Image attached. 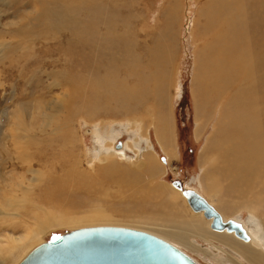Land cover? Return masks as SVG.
Segmentation results:
<instances>
[{
    "label": "rangeland",
    "instance_id": "rangeland-1",
    "mask_svg": "<svg viewBox=\"0 0 264 264\" xmlns=\"http://www.w3.org/2000/svg\"><path fill=\"white\" fill-rule=\"evenodd\" d=\"M167 2L166 0H144V5L149 6L144 10L143 2L140 0H0V183L3 184L9 180L14 181L16 177L21 175L18 178L20 179L23 176L24 172L20 167L16 171L6 169L10 162L18 156V153L21 152L23 157L28 158L41 148L47 149L45 157L49 159V163L56 161L58 154L61 153V158H70L66 167L67 170L73 164H77V166L80 164V170L87 172V174H81L80 179L68 178L67 181L70 183V188L66 192L68 195L65 194L57 198L56 201L50 197L40 199L36 194L31 193L30 197L37 199L39 202L37 204L39 206L44 205L48 211H56L55 214H62L68 218L74 216L73 218L83 221L75 225L74 228L61 226L55 228V231L50 230L41 243L44 244L58 235L83 228L115 226L133 229L132 224L136 219L147 220L157 226H165L161 218L164 210L169 209L171 212V209L179 210V207L184 209L182 200H178L177 203L179 204H175V202H173L175 205L168 204L169 195H172L170 191L181 193L175 187V184L179 183L182 187L186 186L198 190L207 200L212 201L211 203H216L214 206L224 217L227 215L226 218L231 216V218L244 221L252 234L258 232L254 235L255 237L258 236L259 240L261 239L259 242L264 246L262 242L264 241V207L263 209L262 207L259 208V210L254 205L260 201L257 191L244 193L239 198L235 197L233 193L230 194L231 190L228 187H225L227 191L224 188V190L219 189V192L222 191V193L215 191L216 195L213 192L210 195L204 188L207 173L211 174L209 172L211 163L205 162L203 158L206 155L210 140L212 142L213 131L217 127L216 123L220 120V112L217 113L216 111L212 117L213 120L211 119L213 123L211 121L208 123L198 111L200 105L204 103L201 102L200 104V101L195 98L197 93L195 83L199 74V68H197L199 63L196 56L197 53L199 56L203 43L198 41L196 36L194 38V35L195 25L198 23L196 22L198 21V13L203 5L202 1H177L183 8L179 14L182 18L178 17L180 21L177 20L175 28L177 34L170 38L173 37L172 39H174L175 37L174 40L178 42L169 38L172 41L174 56L173 88L170 89L165 110L171 119L170 126L174 128L175 142L173 143L175 145H171L168 149L160 137L158 138V135L156 137L157 133L151 123V113L149 112L150 103L153 101L151 97L145 101L146 106H142L143 104L136 105L131 98L134 94L129 91L126 99V102L129 103V110L126 111L120 109L119 103L107 102L103 97L105 87L108 86L112 90L113 85H118V82L126 78L125 72L119 71V61L122 59L120 49L122 46L117 47L121 45L119 36L123 34L122 32H125L124 35H126L129 29L128 25H130L128 37L133 42L134 31L132 27L137 24L136 30H139L138 33L141 31L139 43L148 46V36L151 34L150 40L152 41L154 36L164 30L162 26L168 20L165 18L167 16H164L165 9H168ZM93 3L96 4L93 5ZM101 3L103 6L100 5ZM94 7L96 11H93L92 14L98 13L96 15L102 17L101 15L105 11L102 18L109 19L110 23L115 24L111 28L114 31L106 34V39L100 48L96 47L95 41H93L94 47L89 45L91 48L82 44L87 36L89 38L92 35L93 32L88 35L90 30H94L95 33L98 32V29L102 33L106 30V26L105 28L104 26L93 27L94 16L89 11ZM111 17H114L115 20L110 19ZM148 29L152 33H149ZM77 33L82 34L81 41H79L80 38ZM99 51H107L108 55ZM131 51L133 54V49ZM100 59L106 61L109 66L100 69L98 72L95 64ZM87 64L90 67L85 68ZM106 69L110 73H106ZM97 73H101V75H97ZM96 77L101 82L95 80L98 84H93L92 78L96 79ZM129 80L127 82L131 86V78ZM78 86L80 92L76 93L75 88ZM119 94L120 91L113 95L118 97ZM77 97H79L78 102L76 101ZM74 102L75 106H73ZM49 109H55V113L61 112L59 122L62 126V131L61 129L60 131L64 132L63 135H51V131L56 126L49 129L44 123L45 113H48ZM84 110H86L85 115L83 114ZM122 112L123 114H121ZM143 112L148 115H142ZM115 113L121 115L117 117ZM18 129L25 130L27 135L25 133L18 134ZM88 129H92L95 133L86 135ZM69 135L70 138L67 137ZM13 136H19L20 139L15 140ZM119 142L123 143L125 148L124 150L121 148L117 152L114 145H118ZM25 144L27 149L19 150V147ZM53 148H55L56 154L53 153ZM147 148L149 149L147 150ZM60 149L67 150L69 154ZM146 150L148 151L147 154ZM102 152L105 155L109 154L108 152L117 153L118 160L114 161L120 164L118 169L121 171V175L118 178H139L140 184L137 187L131 185L118 187L117 182H113L114 178L109 180L105 172L106 164L92 165L89 163L90 161L95 162L97 154ZM44 159L43 157V162L36 163L37 169L44 170L41 169L46 161ZM132 159L134 161L144 159L147 164L154 163L157 165V168L155 167V171H151L149 167V171L143 169V172H146L139 174L128 166ZM218 165L219 162L216 167ZM136 175L138 177H135ZM262 178L263 174L258 173V180H262ZM2 184L0 185V197ZM20 197L22 198V195ZM234 204L236 207L233 206L232 208ZM151 214L155 215L156 219ZM90 215H98L99 218L92 219ZM24 217L23 222L25 224H34L27 216ZM189 220L186 219L185 222L195 223L202 228V223L196 218ZM174 221L175 224L176 222L178 225L180 223V226L186 224L182 219L173 220L171 218V223ZM13 223V225L6 223L2 228L0 227V239L6 240L9 237L22 236L24 232L22 224L16 221ZM256 224L261 225V227L259 228ZM166 225L168 226V224ZM214 234L216 235V233ZM156 237L169 242L163 237ZM191 239L196 243L198 242L199 249L203 247L202 250L198 249L199 251L191 252L192 255L189 254L199 264H238L231 259L232 257H239L240 259H237L243 263L246 262L245 264H253L248 261L247 257L244 258L242 252L245 251L243 249H236L238 246H236L238 244L236 237L233 241L235 245H225L223 242L227 243V241H216L214 237H210L208 241L201 237ZM219 247L220 249H218ZM250 251H252L251 248ZM247 252L249 253V251ZM249 254L247 255L249 256ZM6 256L1 257L0 255V264H7L3 260Z\"/></svg>",
    "mask_w": 264,
    "mask_h": 264
},
{
    "label": "bare ground",
    "instance_id": "bare-ground-1",
    "mask_svg": "<svg viewBox=\"0 0 264 264\" xmlns=\"http://www.w3.org/2000/svg\"><path fill=\"white\" fill-rule=\"evenodd\" d=\"M140 1L143 2L142 3L143 9L146 10L148 5L147 6L146 4L144 5V0H140ZM166 1H168L166 3V6L168 5L167 6L168 9H165L166 13H164V16H167L165 18H167L168 20H166V22L162 26L164 27V30L160 26L161 29L163 30L162 32L160 31L161 33L157 34L156 36L152 34L154 36V38H152V41L150 40L151 34L148 36V43H149L148 46H144L143 44L142 46L139 43L141 38L139 36V33L141 31L138 33L139 30L138 29L136 30L137 24H135V27H132L134 31L133 42H131L130 38L128 37V33L131 29V26L128 24L127 25L129 29L127 30V34L124 35L125 32H122L123 34L119 36V42L121 43V45H118L117 47L119 48V46H122V48H120L122 51V56H121L122 59L121 61H119L120 64L119 71L120 72L124 71L126 74V78L122 79L121 82H118V85H113L112 90H110L108 86L105 87L103 90V97L105 100H107V102L111 101V102H115L116 104L119 103L120 109L122 111L129 110V106H128L129 103L126 102V99L128 98L127 94L129 91H131V93L134 94L131 98L136 105L143 104L142 106H146L145 101H147L149 97H151L153 99L152 103H150L151 108H149V112L151 113L150 115L152 120L151 123L155 127L157 133L156 137L158 135V138L160 137V140H162V142L165 143L166 146H168L167 148L169 149L171 145L172 146L173 144L175 145V143H173L175 142L174 128L170 126L171 119L169 115H168L169 117L167 116L165 110L167 108L166 102H168L169 99L170 89L173 88L174 56L171 46L172 41H170L169 38L174 34H177L176 33L177 29L175 30V28L177 25L178 17L179 18L181 17L179 15L181 14L180 13L181 9L183 8L180 5V3L177 2L178 0H166ZM200 1L203 2V5L202 8H200V12L198 13V21H196L198 23L197 25H195L196 29H195L194 38L196 36L198 41H201L203 43L202 44L203 46L201 47L202 49L200 51L199 56L198 53L196 56V58L198 59L197 62L199 63L198 65L199 67L197 66V68H199V74L197 76L198 78L195 83L197 90L195 98H197L196 100L200 101V104L201 102L204 103L200 105L198 111H200L199 112L200 116L204 117L205 120L208 121V123L209 121H211L214 114H216L215 113L216 111L217 113L220 112V120L217 122L218 124L216 123L217 127L215 131H213L214 134L212 133L214 135L212 142L210 140L209 142L210 144L206 150V155H204L203 158L205 162L209 161L211 163V168L209 171L211 172V174L207 173V176L205 178V184L203 183L204 185H206L204 186V188L211 195L213 193L215 194L216 193L215 191L219 192V189H223V188L225 189V187H228L231 190L230 194L233 193L235 197H239V198L240 196H243L244 193L245 194L248 192L255 193L257 191V193L260 196V201L259 203L255 202L256 204L254 205H256V208L258 209L261 207L263 209L264 207V0H200ZM95 4L93 3V5ZM100 5H102V3ZM95 9H96L95 7L94 9L91 8V10L89 11L90 14H92L93 11H96ZM96 14H92L94 16V20L92 22L93 27L104 26L105 28L106 26V30L104 33H102L99 29L97 33H95L94 30H90L88 35L93 32L92 35L89 38L87 36L82 44L88 47H90L89 45L91 46L93 45L92 47H94V44L96 43L97 46L96 45L95 46L100 48L103 45L104 40L106 39V34L112 33L114 31L111 28L114 27L115 24L112 22L110 23L109 19L102 18L103 14L101 15L102 17ZM110 19L115 20L114 17L113 18L111 17ZM107 21L109 22L107 23ZM179 21L180 20H178V22ZM157 31L159 32V30ZM103 34H105V36H103ZM77 36H79L80 38L79 41H81V38H83L82 34L77 33ZM92 38L94 39L96 38V39L92 40ZM172 38L170 39L171 40L175 39V37L174 39ZM93 41H95V43ZM142 42L144 43V41ZM132 49H133V54L131 51ZM101 53L107 54V51L106 52L102 51ZM117 59L119 60V58ZM108 66L109 65L107 64V62L101 59L99 60V62L95 64L96 70L98 72H100V69H105ZM87 67H90V65L87 64L85 68ZM106 73H110V72H108V70L106 69ZM98 74L101 75V73H97V75ZM97 78L98 77H96V79L92 78L94 80V82H92L93 84H98L95 81L97 80ZM130 78L132 82L131 86L129 85ZM127 80H129V83L127 82ZM119 91H120L119 96L115 97L113 94ZM75 92L76 93L80 92L79 86L75 88ZM76 101L77 102L79 101V97L76 98ZM107 102L104 103L107 104ZM121 102L123 105L121 104ZM75 105L76 104L74 102L73 106ZM211 108L212 110H210ZM48 111H47L48 113H45L44 123H46L49 129H51L52 126H56V128L53 129L50 134L53 136L63 135L64 132H61L62 126L60 125L59 122V119L61 117V112L57 111V113H55L56 112L55 109H49ZM85 112L86 110L83 111L84 115ZM144 112L142 113V115L146 114ZM115 114L118 117V115L123 114V112L121 114L120 113L119 114L115 113ZM125 114L126 112L124 113V115ZM148 122L150 123V120H148ZM17 132H19L18 134L20 133L24 134L25 130L18 129ZM92 133H95L92 129L90 130L88 129L86 131V135L87 134L92 135ZM25 135L27 134L25 133ZM67 137L70 138V135ZM13 138L15 140H18L19 136H13ZM119 143L116 146L114 145V148L117 152L118 150H121V148H123V150L125 148L123 143L121 142ZM25 145L20 146L19 150H23V148L27 149V145L26 146ZM148 149L149 148H147V150ZM151 149L153 150L152 147ZM60 150L69 154L67 150L64 149H60ZM147 150L145 151L146 154L148 153ZM208 150L210 151V153ZM53 151H54L53 153L56 154L55 148H53ZM46 153H47L46 148L45 150L42 148L37 149L36 153L30 155L28 158L23 157L21 152L18 153V156L14 158V161L10 162L9 167H6V169H10L11 171H16L17 168L20 167L24 172L23 176L20 179L18 178L21 175L18 178L16 177L14 181L9 180V182H5L3 184L0 183V185L2 184L1 197H0V227L2 228V226L5 225L6 223H11L13 225L14 224L13 222L16 221L19 224H22V227L24 229L23 230L24 232L20 237L17 238L9 237L6 240L0 239V255L1 257L7 255L3 259L7 264H17L20 262H21L20 264H22L32 254L35 248L43 244L41 242L44 236L48 234L50 230L53 231L55 228L61 226L74 228L75 225L79 224V222H83L81 219L73 218L74 216L68 218L67 216L62 214L59 215L55 214L56 211H52V210L48 211L47 209H45L44 205L39 206L37 204L39 203L37 199L30 197L31 193H34L40 199L43 197H50L52 200L56 201L57 198L64 196L67 192V189L70 188V183L67 181L69 180L68 178L75 177L77 179L78 178L80 179L81 174H87L86 171L82 172L80 170V164L78 166L77 164L75 165L73 164V166L72 167L70 166V169L67 170L66 167L68 165V162L70 161L69 160L70 158H61L62 157L61 153L58 154L57 156L58 158L56 161L49 163L50 162L49 159L45 157ZM102 153L97 154V157L95 158V162L90 161L89 163H91L92 165L98 163L100 165L106 164L107 168L105 169V172L108 175L109 180L114 178L113 182L116 181L118 187H124L129 185L137 187L140 184L139 178H134V179L118 178L120 177L119 175H121V171L118 169L120 164L119 162L114 161L116 159L118 160L117 153L115 154L114 152L111 153L108 152L109 154L107 155L104 154L105 151L103 154ZM43 157L46 159V161L45 163H43L44 167H42L41 164L42 167L41 169L44 170H39L36 168V163L43 162L42 161ZM112 160L114 162H111ZM130 162L131 163H129L128 166L132 168L134 171L138 172L139 174L146 172V171L143 172L144 171L143 169H148L150 167L151 171H153L155 167L157 168V165H155L154 163L147 164L144 159H138L135 161L132 159ZM218 162L219 165L218 167H216ZM258 173L263 174L262 180H258ZM29 175L30 177H28ZM135 177L138 176L136 175ZM185 190H194L195 192L203 196L198 190L186 186L182 187V190H180L181 191L180 194L179 191L176 193L170 191L172 195H169L170 198L168 199L169 202L168 204L172 203L173 205L174 204L173 202H175V204H179L177 203L178 200H182V202H184L183 204L185 208V210H182V214L179 213L181 207H179V210L171 209V212H169V209H166L164 210V214H162L163 217H161L163 219V223H165V226L163 225L157 226L156 224H152L147 220L140 221L136 219L132 224L133 229H137L138 231H143L154 236H160L165 239H168L169 241H171L170 244L176 246L177 248L186 252L187 254H189L190 252H194L195 250L197 251H199L200 249L202 250L203 248L202 247L199 249V246L197 245L198 242L196 243L191 239L193 237H201L206 239L207 241L210 239V237H214L215 238L214 240L216 241L217 240H219L220 242H223V240L227 241V243L223 242V244L225 245H235L233 241H234V237H236L238 240V244H236V246L237 245L238 246L236 249L239 250L243 249V251H245V252L241 251L242 255L245 256L244 258L247 257L248 261L253 264H264V246L263 244H261V242H259L261 239L259 240L258 236L255 237L256 233L258 234V232L256 233L254 232L255 235L252 234L250 230L247 228L244 221L242 220L231 218V216L228 217L229 218L228 219L226 218L227 215L224 217L221 214V212H219L218 209H216L215 207L216 203L215 204L211 203L212 201L210 202L203 196L206 199V201L219 212V214L223 218V221L226 224H228L230 221H233L237 224H241L248 238L247 237L244 238V235L237 236L235 232H229L226 229L223 231L214 230L212 228V220L206 219L203 212H195L192 210L186 197L183 195V191ZM225 190L227 191V189ZM220 192L222 193V191ZM20 195H22V198L20 197ZM233 206H235V204L232 205V208ZM28 207L30 208V210ZM236 210H238V208H236ZM151 215L156 219L155 215L153 214ZM24 216H27L34 224L31 225L25 224L23 222L25 218ZM90 216L92 219L99 218L98 215H93V216L90 215ZM183 217H185L184 219V223H186L185 225L182 224V226H180V223L179 225L177 224V222L175 224V221L174 223L172 222L173 225H171L172 224L171 218L173 220H178V219L181 220ZM193 218H196L200 223H202V228H200V226H197V224L195 223H191V222L189 223L188 221L185 222L186 219L192 220ZM166 224H168V226ZM103 227H115V226H103ZM260 227L261 225L259 226V228ZM213 232L216 233V235ZM262 242L264 243V241ZM193 244L195 245V247H193L194 246ZM250 248L252 249V251H250ZM218 249H220V247ZM233 250L235 249L233 248ZM247 251H249L250 254ZM211 252L212 251H210V253ZM247 254H249V256ZM24 257L26 258L24 259ZM237 258L232 257L231 259L238 262V264L246 263L239 261ZM231 259L229 258V260Z\"/></svg>",
    "mask_w": 264,
    "mask_h": 264
},
{
    "label": "water",
    "instance_id": "water-1",
    "mask_svg": "<svg viewBox=\"0 0 264 264\" xmlns=\"http://www.w3.org/2000/svg\"><path fill=\"white\" fill-rule=\"evenodd\" d=\"M119 147V146H118ZM175 187L182 190L177 183ZM190 207L212 220L214 230L246 236L241 224H226L194 190H185ZM248 238V237H247ZM22 264H199L186 252L143 231L122 227L83 228L58 235L36 248Z\"/></svg>",
    "mask_w": 264,
    "mask_h": 264
},
{
    "label": "crops",
    "instance_id": "crops-1",
    "mask_svg": "<svg viewBox=\"0 0 264 264\" xmlns=\"http://www.w3.org/2000/svg\"><path fill=\"white\" fill-rule=\"evenodd\" d=\"M182 210H185V208H184V209H183V208H181V209L179 210V211H180V212H179L180 214H182ZM186 218H187V217H186ZM184 219H185V217H183V218H182V220H184ZM170 242H171V241H169V243H170ZM189 254H191V255H192V253H191V252H190Z\"/></svg>",
    "mask_w": 264,
    "mask_h": 264
}]
</instances>
